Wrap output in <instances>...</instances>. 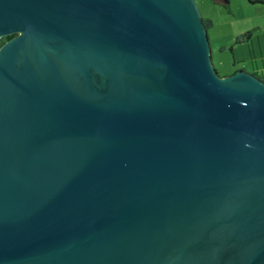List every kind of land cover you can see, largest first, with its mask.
Here are the masks:
<instances>
[{"label": "water", "instance_id": "1", "mask_svg": "<svg viewBox=\"0 0 264 264\" xmlns=\"http://www.w3.org/2000/svg\"><path fill=\"white\" fill-rule=\"evenodd\" d=\"M10 34L0 264H264V81L197 0H0Z\"/></svg>", "mask_w": 264, "mask_h": 264}, {"label": "rangeland", "instance_id": "2", "mask_svg": "<svg viewBox=\"0 0 264 264\" xmlns=\"http://www.w3.org/2000/svg\"><path fill=\"white\" fill-rule=\"evenodd\" d=\"M207 28L212 61L220 75L236 69L264 68V0H197ZM252 30L246 39L244 34Z\"/></svg>", "mask_w": 264, "mask_h": 264}, {"label": "trees", "instance_id": "3", "mask_svg": "<svg viewBox=\"0 0 264 264\" xmlns=\"http://www.w3.org/2000/svg\"><path fill=\"white\" fill-rule=\"evenodd\" d=\"M250 1H252V2H256V1H263V0H250ZM203 21H204V24H205V26H206V28H208L209 27V25L211 24V21H209V20H206V19H203ZM252 35V30H249V31H247L245 34H244V36H243V38L244 39H246V38H248V37H250ZM13 35L12 34H10V35H7V36H4V37H0V46L7 40V39H9L10 37H12ZM253 70H254V74L256 75V76H258L259 78H261L263 81H264V68H259L258 66L256 67H253Z\"/></svg>", "mask_w": 264, "mask_h": 264}, {"label": "flooded vegetation", "instance_id": "4", "mask_svg": "<svg viewBox=\"0 0 264 264\" xmlns=\"http://www.w3.org/2000/svg\"><path fill=\"white\" fill-rule=\"evenodd\" d=\"M240 69H245V68H240ZM236 70H238V69H236ZM236 70H235V71H236ZM245 70H246V69H245ZM253 72H254V70H253L251 73H253ZM253 74H254V73H253ZM260 79H261V78H260Z\"/></svg>", "mask_w": 264, "mask_h": 264}]
</instances>
